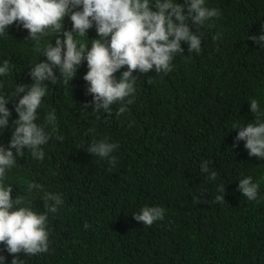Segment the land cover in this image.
I'll return each instance as SVG.
<instances>
[{"label": "trees", "instance_id": "trees-1", "mask_svg": "<svg viewBox=\"0 0 264 264\" xmlns=\"http://www.w3.org/2000/svg\"><path fill=\"white\" fill-rule=\"evenodd\" d=\"M205 6L221 14L200 27L188 21L201 38V52L189 53L181 42L184 53L174 56L170 73L134 72L138 78L129 97L134 103L120 116V104L111 106V116L93 112L83 79L86 61L68 85L62 79L46 82L36 123L43 125L55 110L57 125L45 126L50 138L40 146L44 159H33L24 149L6 183L13 186V198L27 195L37 213L45 210L44 191L61 194L64 204L48 216L49 251L20 253L22 264H264V159L250 157L244 141L236 143L239 130L233 127L255 122L251 100L264 111V47L249 39L264 35V0H205ZM63 23L71 30L68 17ZM217 33L222 35L214 41ZM27 36L17 24L0 36V65L4 60L12 65L0 76V94L32 84L31 68L47 59ZM58 36L43 38L41 46H55ZM77 39L90 49L99 37L93 27ZM54 73L59 77L58 68ZM18 99L6 105L11 116L0 133L5 146L18 118ZM105 139L118 145L110 154L115 167L87 151ZM205 161L208 173L201 172ZM211 171L217 173L214 181L207 179ZM248 176L260 185L256 201L238 190L239 180ZM30 182L44 191L28 194ZM220 185L224 203L214 199ZM144 206L164 208V220L151 227L137 222L132 214ZM3 249L0 244L5 264H11L13 255Z\"/></svg>", "mask_w": 264, "mask_h": 264}, {"label": "clouds", "instance_id": "clouds-1", "mask_svg": "<svg viewBox=\"0 0 264 264\" xmlns=\"http://www.w3.org/2000/svg\"><path fill=\"white\" fill-rule=\"evenodd\" d=\"M220 14L219 9L205 6V0H184L182 4L173 0H154V3L153 0H0V36L6 35L8 28L17 24L27 30L25 39L34 42V51L47 58L31 68L32 84H18L10 96L0 94V133L8 127L11 116L6 105L19 97L14 105L18 118L12 121L11 139L7 146L0 143V244L4 245V251L13 255L11 264H22L20 253L33 256L49 251L48 216L57 213L59 206L64 204L61 194L46 192L43 185L30 182L28 194L34 190L44 191L45 210L37 213L27 195L13 198V186L6 183L7 172L16 165L17 157L24 156V149L33 159H44L45 153L40 146L47 144L50 138L45 126L57 125L55 110L46 115L43 125L36 123L37 110L47 91L46 82L56 84L62 79L68 85L76 76L78 67L86 61L88 71L83 79L88 84L86 93L93 97V112L103 110L111 116V106L120 104L116 112L120 116L128 110L127 105L134 103L129 97L134 96L138 77L133 73L138 71L146 75L152 70L157 74L170 73L174 56L184 53L181 42L187 43L189 53L199 54L201 38L193 33L188 21L192 26L200 27ZM65 17L71 21V30H64ZM207 26L211 28L213 25ZM93 27L99 39L91 40L89 49L88 44L77 37H85ZM52 33L59 34L55 46L49 43L42 47L40 41ZM221 35L217 33L213 40ZM249 39L264 47V35L259 38L250 36ZM124 67L127 70L117 79L115 73ZM11 68V63L4 60L0 65V76H6ZM55 68L59 69V77L54 73ZM89 106L86 103L83 108ZM250 111L255 122L244 127L233 125L239 130L235 140L236 143L245 142L250 157L264 159V111L256 99L250 101ZM56 138L64 139L60 135ZM117 147L116 143L105 139L94 141L87 151L108 160L115 167L116 157L110 154ZM208 163L201 164L202 173L209 172ZM216 177L217 173L211 171L207 179L214 181ZM259 187L248 176L239 180L238 190L248 201H256ZM217 191L221 194L215 196V202L224 203L225 185H220ZM164 213L162 207L144 206L132 215L137 222L151 227L164 220ZM89 227L85 223L84 228ZM5 260L6 257L0 254V264H5Z\"/></svg>", "mask_w": 264, "mask_h": 264}]
</instances>
